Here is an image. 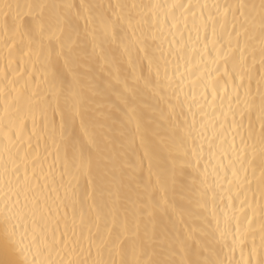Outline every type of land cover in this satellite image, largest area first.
I'll list each match as a JSON object with an SVG mask.
<instances>
[{"label": "snow or ice", "instance_id": "snow-or-ice-1", "mask_svg": "<svg viewBox=\"0 0 264 264\" xmlns=\"http://www.w3.org/2000/svg\"><path fill=\"white\" fill-rule=\"evenodd\" d=\"M80 20L85 28L92 25L93 38L98 26L117 51L135 48L137 63L147 61L149 74H137L134 83H142L175 117L170 143L163 145L173 164L172 184L179 175L182 185L198 186L196 210L202 222L215 220L213 232L194 229L196 235L178 241L173 252L178 249L180 259L173 253L143 259L139 223L118 222L116 215L107 220L97 209L95 187L84 195L96 215L83 211L80 178L91 167L83 154L96 146V137L85 123L86 101L74 69L79 53L73 36H79ZM0 49L6 53L0 70V264H264V0H117L114 5L0 0ZM124 91L116 107L135 112L137 89L125 81ZM190 102H196L195 111ZM185 107L190 120L181 119ZM37 115L43 122L39 131ZM77 117L80 130L69 135ZM29 120L32 131L25 141ZM53 153L61 161L58 176L55 160L45 169ZM196 245L201 255L216 258L189 259Z\"/></svg>", "mask_w": 264, "mask_h": 264}, {"label": "bare ground", "instance_id": "bare-ground-1", "mask_svg": "<svg viewBox=\"0 0 264 264\" xmlns=\"http://www.w3.org/2000/svg\"><path fill=\"white\" fill-rule=\"evenodd\" d=\"M32 2V0H28ZM46 2H60V0H46ZM72 3L79 4L81 0H70ZM88 3H100L113 5L117 0H87ZM129 2L132 0H121ZM138 3L148 4L155 0H136ZM107 12V9H101ZM92 25L87 28L84 21H79V36H73L77 40L79 59L74 65L81 88L86 101L85 123H91L90 131L96 137V146L84 150L83 158L85 162L90 159V170L80 178V193L83 199V211L90 217H95L97 209L101 214L110 220L113 215L118 217V222L125 218L131 223L135 220L140 225L141 242L144 247L143 259L160 258L161 254L167 256L173 253L172 258L180 259L182 254L178 249L175 252L178 241L186 239L190 232L196 233L194 229L204 228L209 232L215 230V220L211 223L202 222L195 204L198 198V186L192 189L187 183L181 184L183 179L179 175L176 177V184H172L173 164L163 145L170 143L168 138V129L175 117H170V110L167 104L160 102L152 92L143 88L141 84H135L134 79L137 74L147 77L149 69L147 61L141 66L137 63L135 48L131 52H125L123 47L117 51V45L110 42V39L103 36L97 26L95 38L91 33ZM123 36V33H121ZM151 44L152 41L148 40ZM166 50L167 44L164 45ZM5 51L0 49V70L5 67ZM159 55V53H157ZM131 56L132 64H129ZM142 56V54H141ZM63 67V60L60 61ZM13 65L9 71L15 69ZM133 67L136 72H133ZM24 69V65H21ZM40 65H37V79H39ZM182 70V68H181ZM31 72V65L27 67ZM71 80V73L64 69ZM119 75L120 83L116 82ZM127 82L130 88L137 89V95L133 102L135 112L130 111L127 107L120 105L117 99L118 95L127 93L124 91V82ZM228 92L231 93L232 83L227 84ZM223 95V93H221ZM175 103V101H171ZM195 111L196 102H190ZM3 106V99L0 98V108ZM207 111V109H206ZM185 117L191 119V115L185 107ZM59 122V114H57ZM201 119L197 115V122ZM42 120L39 115L36 117V127L39 131L42 127ZM139 124V131H137ZM73 129L76 132L80 130V118L77 117L72 128L68 129V134L72 135ZM32 131V121L29 120L23 138L26 141ZM37 137L33 136L32 143L36 144ZM81 143L86 144V138L78 136ZM45 141H40V151L44 152ZM47 149L52 152L51 141L47 142ZM2 150V145H0ZM147 153V155H146ZM62 155V153H61ZM55 154L49 155L45 161V169L48 164L53 163ZM151 165V166H150ZM177 170L179 162L176 164ZM61 161L55 160L53 169L56 175H59ZM191 172V169L188 170ZM89 175L91 180L89 181ZM95 187V203L97 209H90L92 203L84 194H92ZM63 195V190H61ZM167 200V203L164 201ZM239 201H237V207ZM222 207V206H221ZM113 208L117 211L113 212ZM81 204L76 206V216L79 218ZM63 213V209H61ZM73 210L68 209V222L71 224ZM219 215V213H218ZM64 222L61 221V230ZM93 231L95 228L93 227ZM80 229L77 228L79 236ZM59 236V233H57ZM87 227L84 229V236L87 238ZM210 245L215 248L221 247L214 241H209ZM227 250H224L226 253ZM155 253V255H154ZM189 259H215L214 255L208 252L200 254V247L196 245L194 251H190ZM224 259V254H221ZM239 259V252L236 254Z\"/></svg>", "mask_w": 264, "mask_h": 264}]
</instances>
